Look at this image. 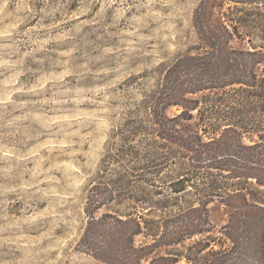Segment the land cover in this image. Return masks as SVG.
Segmentation results:
<instances>
[{
  "label": "rangeland",
  "instance_id": "374dc122",
  "mask_svg": "<svg viewBox=\"0 0 264 264\" xmlns=\"http://www.w3.org/2000/svg\"><path fill=\"white\" fill-rule=\"evenodd\" d=\"M238 1L0 0V264H113L80 246L90 178L113 129L152 86L154 69L179 53H199L217 43L228 52L224 64L253 65L252 58L238 53L253 49L247 30L241 24L243 37L232 35L230 19L246 17L264 0ZM142 72L149 77L143 87H131L132 76ZM180 111L172 106L167 113ZM193 113L184 123L199 130ZM114 208L115 202L97 215ZM230 211L212 202L210 233L154 254L186 253L208 234L216 249L220 243L233 246L224 228ZM258 232L243 226L239 247L224 264H263ZM114 235L111 248L134 259L120 257L116 264H149L150 258H140V247L151 240L145 234L134 237V248L114 241ZM200 257L214 258L207 250ZM186 263L182 258L174 264Z\"/></svg>",
  "mask_w": 264,
  "mask_h": 264
},
{
  "label": "trees",
  "instance_id": "16d2710c",
  "mask_svg": "<svg viewBox=\"0 0 264 264\" xmlns=\"http://www.w3.org/2000/svg\"><path fill=\"white\" fill-rule=\"evenodd\" d=\"M261 2L263 6L255 7L246 17L230 19L232 35L243 37L239 35L241 24L247 30L245 36L253 49L238 53L252 58L251 67L224 64L228 52L217 43L199 53H179L171 62H162L154 69L157 75L152 77V86L141 93L134 108L121 113L100 168L90 178L84 206L88 219L81 248L109 263L116 264L120 257L132 261V254L111 248V235L115 233L114 241L132 246L136 235L145 234L151 240L140 247L144 251L140 258H150L149 264H174L182 258L186 264H224L239 247L240 229L251 225L259 230L264 264V216L255 217V213H264ZM254 38L262 41L255 43ZM146 75L142 72L132 76L129 85L140 90ZM172 106L181 107V111L167 113ZM194 111L200 120L199 130L184 123L194 119ZM216 200L231 208L224 228L233 246L220 243L216 249L214 236L208 234L195 240L186 253L154 254L163 246L210 233L213 225L209 205ZM113 202L116 208L112 212L97 215ZM140 205L148 207L141 210ZM122 227L126 229L123 235ZM205 250L213 255L212 260H201Z\"/></svg>",
  "mask_w": 264,
  "mask_h": 264
}]
</instances>
